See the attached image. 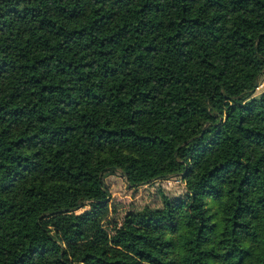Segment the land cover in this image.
<instances>
[{"label":"trees","instance_id":"16d2710c","mask_svg":"<svg viewBox=\"0 0 264 264\" xmlns=\"http://www.w3.org/2000/svg\"><path fill=\"white\" fill-rule=\"evenodd\" d=\"M261 85L264 0H0V264H264Z\"/></svg>","mask_w":264,"mask_h":264},{"label":"rangeland","instance_id":"374dc122","mask_svg":"<svg viewBox=\"0 0 264 264\" xmlns=\"http://www.w3.org/2000/svg\"><path fill=\"white\" fill-rule=\"evenodd\" d=\"M259 91L260 93L264 92V85L260 86ZM112 180L113 181L111 182L112 184L111 187H113L114 190L116 189V192L114 193L112 199L114 201L116 199L118 201L128 200L130 202L127 203V205L132 203V206L135 208L142 207L145 205L157 204L158 202H156V200L159 197V195L157 194L159 193L158 192L159 190L164 192L168 197H171V198H181L185 194V186L182 183L180 184L176 180H170V181L167 180V181H162L161 183H159L158 189L157 187L150 188L147 190L144 188H141L134 195L130 194L129 196H124L122 192L123 190L126 191V188L123 184V181L117 178L112 179Z\"/></svg>","mask_w":264,"mask_h":264}]
</instances>
